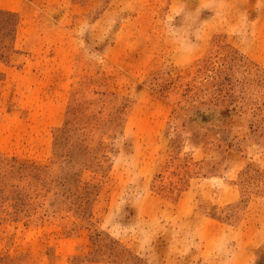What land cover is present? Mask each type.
Wrapping results in <instances>:
<instances>
[{"label":"rangeland","instance_id":"obj_1","mask_svg":"<svg viewBox=\"0 0 264 264\" xmlns=\"http://www.w3.org/2000/svg\"><path fill=\"white\" fill-rule=\"evenodd\" d=\"M22 2L0 264H264V0Z\"/></svg>","mask_w":264,"mask_h":264},{"label":"crops","instance_id":"obj_2","mask_svg":"<svg viewBox=\"0 0 264 264\" xmlns=\"http://www.w3.org/2000/svg\"><path fill=\"white\" fill-rule=\"evenodd\" d=\"M0 11L6 12V13H12L18 16L19 19L24 17L25 13L28 12L29 4L23 3V0H0ZM20 24V23H19ZM21 26V25H20Z\"/></svg>","mask_w":264,"mask_h":264}]
</instances>
